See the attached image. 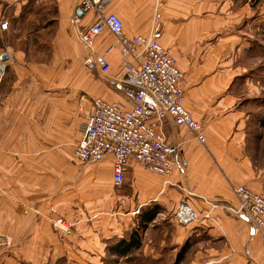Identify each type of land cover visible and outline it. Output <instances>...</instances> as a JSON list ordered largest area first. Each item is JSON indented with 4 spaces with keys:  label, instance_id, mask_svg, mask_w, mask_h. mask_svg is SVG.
<instances>
[{
    "label": "crops",
    "instance_id": "0c3cea01",
    "mask_svg": "<svg viewBox=\"0 0 264 264\" xmlns=\"http://www.w3.org/2000/svg\"><path fill=\"white\" fill-rule=\"evenodd\" d=\"M78 2H0L9 23L0 38L11 35L25 46L5 45L10 56L0 83V236L9 241L0 247V264H103L110 243L125 238L123 228L135 227L137 215L150 206L168 216L164 226L172 227L161 233L160 247L169 244L176 251L190 244L191 264H264V227L256 232L242 214L224 208L236 203L234 186L264 197V58L256 52L264 42V2L254 7L249 0L112 2L108 11L121 18L127 36L147 35L153 12L159 13L157 41L183 72V106L205 125L206 136L201 144L169 116L154 121L169 142L181 147L172 173L164 177L130 164L120 187L112 181L110 155L84 166L71 161L91 107L86 112L75 94L64 91L69 82L56 90L47 79L69 75L64 64L87 54L81 41L86 19L81 25L73 22ZM112 41L105 29L93 50L103 52ZM45 44L51 65L35 61L38 55L43 59ZM107 59L110 69L100 73L105 82L99 83L97 97L124 101L110 82L121 64L117 47ZM125 183L126 193L119 189ZM185 191L201 217L179 225L173 210ZM19 205L29 212L19 214ZM56 218L71 225L68 236L52 226ZM151 243L149 238L146 244Z\"/></svg>",
    "mask_w": 264,
    "mask_h": 264
},
{
    "label": "built area",
    "instance_id": "2783aa9c",
    "mask_svg": "<svg viewBox=\"0 0 264 264\" xmlns=\"http://www.w3.org/2000/svg\"><path fill=\"white\" fill-rule=\"evenodd\" d=\"M113 1L79 0L77 12L81 15L75 14L73 22L81 25V21L86 19L81 41L87 50L82 60L87 70L108 73L110 64L107 53L118 48L121 64L110 82L116 91L123 94L124 101H108L102 97L92 99L91 111L82 127L80 140L73 149V157L86 164L110 155L112 181L116 187H120L124 171L130 164L164 177L172 173L174 158L181 147L169 142L155 128L154 121L160 122L169 116L174 124L184 127L201 144H205L206 136L205 125L195 120L183 106V72L170 50L157 41L159 13L156 10L153 12L147 35L127 36L121 18L115 12L108 11ZM5 9L6 6L0 13L1 31L9 26L3 13ZM105 29L113 36V41L105 51L96 52L93 50L94 40ZM9 54L10 50L0 45V83ZM231 190L236 203L224 208L229 213L242 214L256 232H261L264 227V197L243 185L234 186ZM189 195L190 192L185 191L173 210V218L179 225H188L201 217L188 204ZM215 206L211 204V207ZM28 211L24 205L17 207L19 214ZM203 216L207 217L208 214ZM51 223L62 236L70 234L71 225L62 218H56ZM8 242L5 236H0V247Z\"/></svg>",
    "mask_w": 264,
    "mask_h": 264
},
{
    "label": "rangeland",
    "instance_id": "374dc122",
    "mask_svg": "<svg viewBox=\"0 0 264 264\" xmlns=\"http://www.w3.org/2000/svg\"><path fill=\"white\" fill-rule=\"evenodd\" d=\"M238 1V0H237ZM239 1H243V0H239ZM251 2V5L254 7L256 5H258L259 1L261 0H249ZM262 2H264V0H262ZM34 20H32V25H34L35 23H33ZM264 33V32H262ZM264 39V38H263ZM12 39L11 35H4L2 38H0V45L6 47L5 45L10 46L12 49H15V45L16 48H20L23 49V43L24 41L20 40L17 44H15L16 42ZM27 43V42H26ZM263 47H264V42L262 43ZM262 44L258 43L257 44V50L256 52H259V55L263 54V58H264V48L262 47ZM7 46V47H8ZM256 48V47H254ZM41 49L44 51L42 52V57L43 59H40V55L35 56V61H46V63L48 65H51V63H53L51 57H50V52H48V47L45 45H43L41 47ZM111 54V53H110ZM109 54V55H110ZM84 58V57H83ZM34 59V56H33ZM82 60H77L76 62H72V60L67 61L64 66H67L68 68H70V74H53L52 76H47V79L49 80V82L53 81L55 84V88L57 90V88H59L58 84L62 83V82H69L71 85L68 87L64 88V91L69 93V94H75V98L78 100H81V102L86 106V112H89L90 107H91V102L92 99L94 97H97V88L99 86V83H104V77L102 75H100V73L94 69V70H87L83 64H82ZM34 61V60H33ZM262 61H264V59H262ZM261 61V62H262ZM256 63V62H255ZM259 62H257V64H259ZM56 66H63V63H59ZM7 68V65H6ZM253 68L255 69V65L253 66ZM39 77V82L43 81L44 76H38ZM75 89V90H74ZM64 146V145H62ZM73 146L70 147V150L72 151ZM71 158H72V162H76L81 166L87 165L85 163H80L79 161H76L75 158L73 157V154H71ZM88 165H92V164H88ZM120 191L122 192H127L128 188H127V183L124 184V186L122 188H119ZM232 189V188H231ZM232 192V190H231ZM233 195V194H232ZM233 200L234 202H236L234 196H233ZM232 200V201H233ZM123 211H127L128 210V204H124L123 205ZM31 210V208H30ZM17 211V210H16ZM29 212V211H28ZM25 213V212H24ZM138 216V215H137ZM123 217V216H122ZM136 218V217H134ZM133 218V219H134ZM168 218V216L166 217H162L161 215H157L156 219L153 220L149 225L145 228H139V236L141 239V244L140 247L137 250L132 251V253L126 257H117L116 255H112L108 250L105 251L104 253V258H103V264H172L173 261L175 260V256L176 253L178 252V250L173 251V245H162V247H160L161 245H159V241L160 239H162L164 236L161 235V233L164 231L165 228H170L172 229V227L170 225H165V221H167L166 219ZM52 222V219H51ZM171 224V223H169ZM137 225V224H136ZM135 225V226H136ZM134 227H126L123 228V233L125 234V238L128 237L129 232L131 231V229H133ZM57 231V230H56ZM151 239L153 243L151 244H146L148 239ZM115 243H110V246H112ZM148 245V246H146ZM189 247V248H188ZM190 244H188V246L186 247V250L182 253V259L181 262H179L178 264H191V262L189 261V258H191L192 254L190 251ZM179 248V247H178ZM156 253H158V257H153ZM160 256V257H159Z\"/></svg>",
    "mask_w": 264,
    "mask_h": 264
},
{
    "label": "trees",
    "instance_id": "16d2710c",
    "mask_svg": "<svg viewBox=\"0 0 264 264\" xmlns=\"http://www.w3.org/2000/svg\"><path fill=\"white\" fill-rule=\"evenodd\" d=\"M158 212L159 209L156 206L145 207L142 209L137 216V225L131 229L128 237L117 241L115 244L109 247L108 251L117 257H126L130 255L132 251L137 250L141 244L139 228H145L148 223L155 219ZM186 247L187 246H184L182 249L178 250L175 260L172 264H178L181 261L182 253L185 251Z\"/></svg>",
    "mask_w": 264,
    "mask_h": 264
},
{
    "label": "water",
    "instance_id": "95a60500",
    "mask_svg": "<svg viewBox=\"0 0 264 264\" xmlns=\"http://www.w3.org/2000/svg\"><path fill=\"white\" fill-rule=\"evenodd\" d=\"M78 14L80 15L81 13H80V12H78ZM3 58H5V56H3Z\"/></svg>",
    "mask_w": 264,
    "mask_h": 264
}]
</instances>
